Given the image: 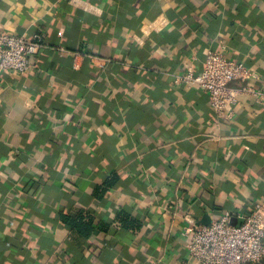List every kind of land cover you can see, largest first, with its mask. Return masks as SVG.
<instances>
[{"label":"crops","instance_id":"obj_1","mask_svg":"<svg viewBox=\"0 0 264 264\" xmlns=\"http://www.w3.org/2000/svg\"><path fill=\"white\" fill-rule=\"evenodd\" d=\"M0 28L43 39L0 77V264H201L188 228L264 203V104L175 82L216 49L264 87V0H0ZM82 208L111 230L80 244Z\"/></svg>","mask_w":264,"mask_h":264},{"label":"built area","instance_id":"obj_2","mask_svg":"<svg viewBox=\"0 0 264 264\" xmlns=\"http://www.w3.org/2000/svg\"><path fill=\"white\" fill-rule=\"evenodd\" d=\"M42 34L33 38L0 28V77L3 73L22 75L34 66L36 54L43 45ZM203 69L189 67L175 78L176 84L200 86L210 96L212 108L219 117H227L228 109L240 102L243 95L254 96L264 104V87L251 83L257 72L245 62L231 59L223 50L210 49ZM241 81L243 85H234ZM241 222L232 223V214L224 213L209 224H194L187 244L189 257L201 264H248L264 256V203H256Z\"/></svg>","mask_w":264,"mask_h":264},{"label":"trees","instance_id":"obj_3","mask_svg":"<svg viewBox=\"0 0 264 264\" xmlns=\"http://www.w3.org/2000/svg\"><path fill=\"white\" fill-rule=\"evenodd\" d=\"M114 177L107 179L103 185L96 188L98 195L104 194L106 190L114 184ZM60 216L63 225L69 228L74 238H76L80 244L84 241H88L93 235H100L111 230V222L98 220L97 216L91 210L82 208L73 212H61ZM117 218H119L125 227L136 228L139 226L136 224L137 221L132 218L131 214L126 211L122 210L118 212Z\"/></svg>","mask_w":264,"mask_h":264},{"label":"water","instance_id":"obj_4","mask_svg":"<svg viewBox=\"0 0 264 264\" xmlns=\"http://www.w3.org/2000/svg\"><path fill=\"white\" fill-rule=\"evenodd\" d=\"M241 222V220H238V219H236V218H233L232 219V223H234V224H239ZM210 223V221H206V222H204V224H209Z\"/></svg>","mask_w":264,"mask_h":264}]
</instances>
